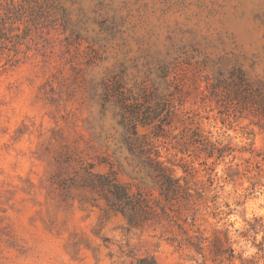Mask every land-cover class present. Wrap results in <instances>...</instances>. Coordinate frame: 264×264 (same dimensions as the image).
Returning a JSON list of instances; mask_svg holds the SVG:
<instances>
[{
    "label": "rangeland",
    "instance_id": "obj_1",
    "mask_svg": "<svg viewBox=\"0 0 264 264\" xmlns=\"http://www.w3.org/2000/svg\"><path fill=\"white\" fill-rule=\"evenodd\" d=\"M54 2L0 53V264H264V0Z\"/></svg>",
    "mask_w": 264,
    "mask_h": 264
},
{
    "label": "trees",
    "instance_id": "obj_2",
    "mask_svg": "<svg viewBox=\"0 0 264 264\" xmlns=\"http://www.w3.org/2000/svg\"><path fill=\"white\" fill-rule=\"evenodd\" d=\"M54 0H0V53L18 51L21 45H27L36 33H42L55 17ZM148 175L157 185L162 197L167 200H179L182 189L177 184L171 170L157 158L147 155ZM89 183L97 188L108 205L128 216L130 222L136 219L138 206H147L144 194L129 192L126 185L109 175L97 174Z\"/></svg>",
    "mask_w": 264,
    "mask_h": 264
}]
</instances>
